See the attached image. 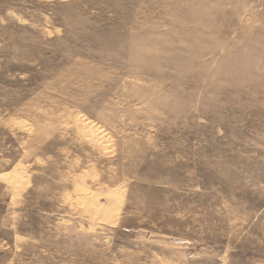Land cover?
<instances>
[{"label":"rangeland","instance_id":"1","mask_svg":"<svg viewBox=\"0 0 264 264\" xmlns=\"http://www.w3.org/2000/svg\"><path fill=\"white\" fill-rule=\"evenodd\" d=\"M0 264H264V0H0Z\"/></svg>","mask_w":264,"mask_h":264},{"label":"bare ground","instance_id":"2","mask_svg":"<svg viewBox=\"0 0 264 264\" xmlns=\"http://www.w3.org/2000/svg\"><path fill=\"white\" fill-rule=\"evenodd\" d=\"M93 127V126H92ZM94 128V127H93Z\"/></svg>","mask_w":264,"mask_h":264}]
</instances>
